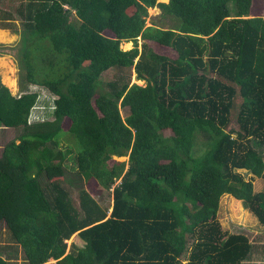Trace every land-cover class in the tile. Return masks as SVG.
Masks as SVG:
<instances>
[{
  "label": "trees",
  "instance_id": "trees-1",
  "mask_svg": "<svg viewBox=\"0 0 264 264\" xmlns=\"http://www.w3.org/2000/svg\"><path fill=\"white\" fill-rule=\"evenodd\" d=\"M19 1L0 9V29L16 33L18 17L24 34L15 47L23 93L0 83V127L22 129L0 156V223L26 264H244L249 236L228 235L217 214L228 195L264 226V192L237 172L264 178L255 0ZM154 8L175 25L146 26ZM111 69L145 85L125 75L103 83ZM28 86L55 97L51 121L29 123L38 95ZM72 152L87 186L74 197L61 184ZM94 185L111 192L110 211ZM75 234L83 247L68 250ZM0 264L11 262L0 255Z\"/></svg>",
  "mask_w": 264,
  "mask_h": 264
},
{
  "label": "rangeland",
  "instance_id": "rangeland-1",
  "mask_svg": "<svg viewBox=\"0 0 264 264\" xmlns=\"http://www.w3.org/2000/svg\"><path fill=\"white\" fill-rule=\"evenodd\" d=\"M19 0H1L0 9L3 12L11 13L13 12L18 4ZM166 1L158 0V3H166ZM254 10H257V14H264V0H255ZM262 10V11H261ZM160 10L158 8L149 9L148 17L146 19V26L152 24L159 25L162 28H172L175 25L174 20L167 18H159ZM259 16V15H258ZM17 17V16H16ZM260 17V16H259ZM12 23L15 25L16 33L11 30H3V33H0V46L4 49H0V83L6 86L12 95L19 96L23 93L19 85V69L17 64V50L15 47L18 46L23 34L22 22L18 17ZM1 30V29H0ZM128 45V46H127ZM139 49H141V41H139ZM155 52L159 54H164L169 57H174V54L167 49H158L159 47L153 43H149ZM133 47V43H122L121 48L123 50H130ZM122 75L129 76V81L131 84H137L144 86V81H139L136 79V75L133 70L125 72V74H120L116 69H111L105 72L101 79L103 83L108 81L118 80ZM26 92L37 93L38 100L36 105L31 111L29 117V123H39L42 121H51L53 119L52 112L54 109V100L55 97L49 93L46 89L37 87V86H28ZM121 115L123 118L127 116V110L122 109ZM67 127V121L65 123V128ZM22 129H4L0 127V156L4 146L11 140H16L18 143V136L21 134ZM168 134V132H166ZM60 148L62 150H71L70 143H61ZM263 151V150H262ZM261 151V152H262ZM74 152L69 155H66L64 161L65 168V181L62 186L68 191L71 197L75 196V191L79 188H87L86 183L77 175ZM114 161H127V157L122 158H113ZM245 180H253V190L255 193L264 192V178H255L250 173L245 170H238ZM93 188L99 192L101 195H93L97 203L105 208L111 210L112 207V196L111 192L100 190L99 187L93 186ZM217 219L222 226V229L228 234H246L249 236L252 244L253 250L250 254V257L244 264H252L259 260L257 255L260 251L264 252V226L259 224L257 219L245 208L241 201H236L233 197L224 195L220 199L219 210L217 214ZM75 245L77 247H83V242L79 239L78 235H73L70 240L67 241L68 250L69 248ZM0 255L4 258L10 260L11 264H26L23 253L21 249L15 245L5 228L4 224L0 223ZM186 259L182 261V264H185ZM248 262V263H247ZM263 262V261H262ZM53 263L50 261L48 264ZM256 264V263H255ZM258 264H261L260 262Z\"/></svg>",
  "mask_w": 264,
  "mask_h": 264
},
{
  "label": "crops",
  "instance_id": "crops-1",
  "mask_svg": "<svg viewBox=\"0 0 264 264\" xmlns=\"http://www.w3.org/2000/svg\"><path fill=\"white\" fill-rule=\"evenodd\" d=\"M252 9L254 10V6H252ZM255 11V13H256V15H260V17H264V14H262V13H259V14H257V10H254ZM262 11V10H261ZM251 15H253V14H251ZM253 17V16H252ZM254 185V184H253ZM236 201H238V200H236ZM260 257V259L259 260H256V262H253L252 264H258L259 262L261 263V264H264V252H262V251H260V253L257 255V259ZM263 261V262H262ZM248 263V262H247Z\"/></svg>",
  "mask_w": 264,
  "mask_h": 264
},
{
  "label": "bare ground",
  "instance_id": "bare-ground-1",
  "mask_svg": "<svg viewBox=\"0 0 264 264\" xmlns=\"http://www.w3.org/2000/svg\"><path fill=\"white\" fill-rule=\"evenodd\" d=\"M160 1H166V0H160ZM0 33H3V30H0ZM128 46V45H127ZM1 61V60H0Z\"/></svg>",
  "mask_w": 264,
  "mask_h": 264
}]
</instances>
